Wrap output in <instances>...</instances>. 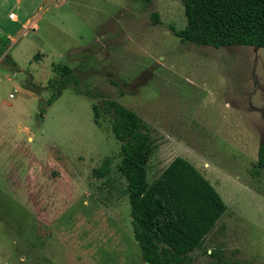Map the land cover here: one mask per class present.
Wrapping results in <instances>:
<instances>
[{"label": "rangeland", "instance_id": "374dc122", "mask_svg": "<svg viewBox=\"0 0 264 264\" xmlns=\"http://www.w3.org/2000/svg\"><path fill=\"white\" fill-rule=\"evenodd\" d=\"M43 8L37 30H0V264H145L121 141L95 122L110 98L152 127L149 182L182 156L227 204L191 264H264V48L183 42L182 0Z\"/></svg>", "mask_w": 264, "mask_h": 264}, {"label": "trees", "instance_id": "16d2710c", "mask_svg": "<svg viewBox=\"0 0 264 264\" xmlns=\"http://www.w3.org/2000/svg\"><path fill=\"white\" fill-rule=\"evenodd\" d=\"M182 2L186 27L170 28L183 42L264 48V0ZM56 68L64 77L62 86H65L72 67L59 64ZM93 109L95 122L101 125V117L108 119L121 141L118 170L127 180L133 233L145 264H191L190 254L203 247L227 210L222 195L182 156L175 157L153 182H149V163L156 150L151 125L116 99H107L103 109L95 103ZM257 165L264 169V144L259 147ZM109 172V159L96 169L100 177Z\"/></svg>", "mask_w": 264, "mask_h": 264}, {"label": "crops", "instance_id": "0c3cea01", "mask_svg": "<svg viewBox=\"0 0 264 264\" xmlns=\"http://www.w3.org/2000/svg\"><path fill=\"white\" fill-rule=\"evenodd\" d=\"M44 2L47 0H0V30L8 33L37 30V19L41 17ZM12 12L14 18L9 17Z\"/></svg>", "mask_w": 264, "mask_h": 264}, {"label": "built area", "instance_id": "2783aa9c", "mask_svg": "<svg viewBox=\"0 0 264 264\" xmlns=\"http://www.w3.org/2000/svg\"><path fill=\"white\" fill-rule=\"evenodd\" d=\"M10 18H14L15 17V13L12 12L10 15H9ZM11 96H13V94H11Z\"/></svg>", "mask_w": 264, "mask_h": 264}]
</instances>
